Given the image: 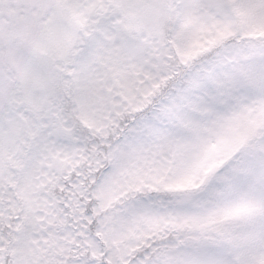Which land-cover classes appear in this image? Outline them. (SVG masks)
Returning <instances> with one entry per match:
<instances>
[{
    "label": "snow or ice",
    "instance_id": "1",
    "mask_svg": "<svg viewBox=\"0 0 264 264\" xmlns=\"http://www.w3.org/2000/svg\"><path fill=\"white\" fill-rule=\"evenodd\" d=\"M0 264H264V0H0Z\"/></svg>",
    "mask_w": 264,
    "mask_h": 264
}]
</instances>
